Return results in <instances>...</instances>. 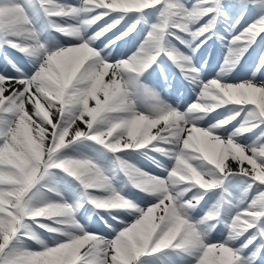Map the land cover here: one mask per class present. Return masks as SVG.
I'll use <instances>...</instances> for the list:
<instances>
[{"label":"snow or ice","instance_id":"snow-or-ice-1","mask_svg":"<svg viewBox=\"0 0 264 264\" xmlns=\"http://www.w3.org/2000/svg\"><path fill=\"white\" fill-rule=\"evenodd\" d=\"M258 73L264 0H0V264H264Z\"/></svg>","mask_w":264,"mask_h":264},{"label":"bare ground","instance_id":"bare-ground-1","mask_svg":"<svg viewBox=\"0 0 264 264\" xmlns=\"http://www.w3.org/2000/svg\"><path fill=\"white\" fill-rule=\"evenodd\" d=\"M219 50H217V52H218Z\"/></svg>","mask_w":264,"mask_h":264}]
</instances>
